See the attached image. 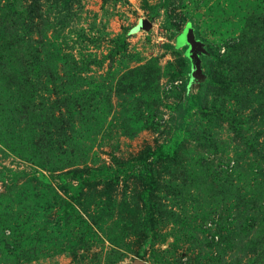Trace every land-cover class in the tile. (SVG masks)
Listing matches in <instances>:
<instances>
[{
  "label": "rangeland",
  "instance_id": "obj_1",
  "mask_svg": "<svg viewBox=\"0 0 264 264\" xmlns=\"http://www.w3.org/2000/svg\"><path fill=\"white\" fill-rule=\"evenodd\" d=\"M137 261L264 264V0H0V264Z\"/></svg>",
  "mask_w": 264,
  "mask_h": 264
},
{
  "label": "trees",
  "instance_id": "obj_2",
  "mask_svg": "<svg viewBox=\"0 0 264 264\" xmlns=\"http://www.w3.org/2000/svg\"><path fill=\"white\" fill-rule=\"evenodd\" d=\"M201 60L205 66H207L211 62V58L207 55H202ZM206 87H207V84L205 82L199 83V92H198L196 98L194 99L195 100L194 102L196 105L200 104V102L202 101L203 93H204V90L206 89Z\"/></svg>",
  "mask_w": 264,
  "mask_h": 264
},
{
  "label": "water",
  "instance_id": "obj_3",
  "mask_svg": "<svg viewBox=\"0 0 264 264\" xmlns=\"http://www.w3.org/2000/svg\"><path fill=\"white\" fill-rule=\"evenodd\" d=\"M185 41L191 45V51H194L196 48H201V43L196 41L193 32L188 30L187 34H185ZM135 264H143L141 261H137Z\"/></svg>",
  "mask_w": 264,
  "mask_h": 264
}]
</instances>
